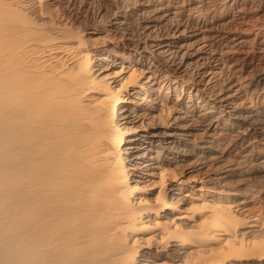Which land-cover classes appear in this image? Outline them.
Instances as JSON below:
<instances>
[{
	"label": "bare ground",
	"instance_id": "obj_1",
	"mask_svg": "<svg viewBox=\"0 0 264 264\" xmlns=\"http://www.w3.org/2000/svg\"><path fill=\"white\" fill-rule=\"evenodd\" d=\"M178 3L0 0V264H264L259 30Z\"/></svg>",
	"mask_w": 264,
	"mask_h": 264
},
{
	"label": "rangeland",
	"instance_id": "obj_2",
	"mask_svg": "<svg viewBox=\"0 0 264 264\" xmlns=\"http://www.w3.org/2000/svg\"><path fill=\"white\" fill-rule=\"evenodd\" d=\"M135 1H137L138 4L142 3V5L138 7L141 9V11L148 9L151 10L153 7H155V5L160 6L161 4H163L164 8L168 3L169 5H167L164 10L168 9L171 12L173 11V9L180 10L179 13L177 12L179 18L182 19L183 22H191L190 15L187 11V8H189V6H180V3H178L179 0ZM190 1L194 3L195 0ZM197 1H201L202 9L206 10L204 15L206 14L205 16L207 17V21L209 22V27L212 28V31H215L216 34L219 35V37L213 42L216 43V46L219 45V51L220 49H222L223 52L225 51L226 55L224 56H232L233 53L237 51L236 57H242V55L246 53V51L250 50V41H252V39L254 38V33H257V30H259V34L258 36H256V42L259 43V45L254 46V50L252 51V53L255 56L256 60L259 59L257 61L255 60V63H259V70L261 71V68H264V35L262 33V31L264 30V0H234V2L233 0ZM195 21L196 19L194 20V22ZM102 25L103 24L101 22L99 26V29H102L101 31L107 29V27L105 26V22L104 26ZM107 37L108 38H106V40L102 44H100V46L104 49L111 50L114 49V47H116L117 45H121L122 43V41L119 40L120 38L118 37V35H115L114 33L108 34ZM237 65L236 62H233L232 65L230 64V68L228 69L231 70L232 67H235L233 68V70H236L235 76L230 77L229 79L224 77L220 79L217 78L216 81H219V86L223 87L231 81L232 84L237 85L238 82L235 83V79L237 78L236 76L238 74H242V71L238 70L239 67ZM246 78L242 79L243 81H240H242V83L248 82L250 77L247 79ZM240 81L239 83H241ZM235 85H232L230 89L234 88L233 86Z\"/></svg>",
	"mask_w": 264,
	"mask_h": 264
}]
</instances>
